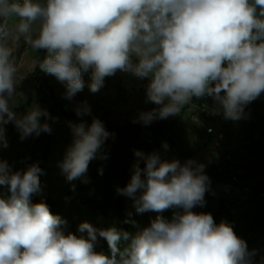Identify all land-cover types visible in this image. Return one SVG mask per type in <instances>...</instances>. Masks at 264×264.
I'll return each mask as SVG.
<instances>
[{"label": "clouds", "instance_id": "1", "mask_svg": "<svg viewBox=\"0 0 264 264\" xmlns=\"http://www.w3.org/2000/svg\"><path fill=\"white\" fill-rule=\"evenodd\" d=\"M20 41L43 50L38 67L65 86L68 100L83 90L85 73L93 93L118 70L147 78L146 101L158 107L139 113L134 122L144 125L204 97L212 99L213 113L247 119L245 107L264 94V0H0V148L8 147L10 122L21 140L51 132L41 123L51 118L46 109L15 111ZM75 111L91 114L87 101ZM70 127L73 143L59 165L69 182L84 177L91 160L107 159L100 149L113 135L98 118ZM134 155L130 182L118 192L132 198L137 213H157L134 235L88 222L78 226L81 235L65 234L66 221L46 203L30 202L41 190L38 164L13 171L0 160V186L7 190L0 195V264H264L229 223L193 211L204 206L210 187L204 164L169 162L157 152ZM174 208L183 211L162 215ZM98 237L110 254L95 250ZM121 240L128 242L123 248Z\"/></svg>", "mask_w": 264, "mask_h": 264}, {"label": "rangeland", "instance_id": "2", "mask_svg": "<svg viewBox=\"0 0 264 264\" xmlns=\"http://www.w3.org/2000/svg\"><path fill=\"white\" fill-rule=\"evenodd\" d=\"M14 55L17 62V107L18 114L26 113L40 96L37 88L40 82L36 81L32 74L38 65V61L45 53H39L27 48L23 41H20L15 48ZM135 60V58H133ZM43 78L48 80L55 90L56 97L71 112H76L77 105L87 101L91 108L99 110L110 122L116 126L131 127L134 144L137 150L145 155L153 152L159 153L161 159L171 162L179 160L181 164L189 159L205 165V174L212 166L221 167L226 154L230 155L238 183L231 185L223 191L222 180L224 178L209 177L210 187L205 193V204L203 207L197 206L193 209L197 213H210L214 221L219 224L222 220L234 227L238 237L245 240L249 249H257L259 254L255 257L259 262L264 257V135L260 138L259 132H255L254 137L247 138L246 131L250 123L258 119V115H264V94L245 107L248 113L247 119L232 121L225 119L222 112H219L221 127L224 139L220 142L204 132V122L197 113V101L186 105L182 111L167 119L154 120L150 125L134 122L140 112L150 111L157 105L146 101V87L149 83L147 78L138 79L131 73L118 70L114 75L105 77L103 86L96 93L90 91V74L85 73L83 79L85 86L71 100L64 97L65 86L56 77L41 72ZM206 104L213 107L210 97L206 98ZM84 122L90 125L87 119L79 118L72 120L66 126L63 119L60 120L56 133V143L52 146V153L45 168L40 175V194L46 195L52 200H57L62 206L66 205L69 195L78 200L85 196H97V191L85 182L93 159L89 162L88 170L84 177L74 181H67L65 174L60 168L67 149L73 143V134L70 123L78 124ZM5 127V135L8 141L7 148H0V160H6L12 166L13 171L26 170L25 155L33 149V142L36 134H32L23 140L20 132L14 123L10 122ZM152 141L151 149L140 145L147 140ZM168 144V149L163 148L164 143ZM144 162L143 160H141ZM145 167V164H144ZM133 174V173H132ZM130 175V179L131 176ZM142 178L143 174H142ZM74 185V188H73ZM0 192L7 190L0 186ZM76 195V196H75ZM139 195V191L137 193ZM126 214L135 219V227L132 231L134 235L140 229L150 225V221L155 218V212L137 213L130 197L125 196ZM89 207H83L81 213L77 210L64 208V221L69 225L74 223L76 227L82 222H88L98 229H107L113 224L101 215H90ZM86 211V213H84ZM182 209H168L162 213L165 218L171 219L174 212ZM242 234V236L240 235ZM86 235V234H84ZM103 238L98 237L95 246L97 252H103L100 243Z\"/></svg>", "mask_w": 264, "mask_h": 264}, {"label": "trees", "instance_id": "3", "mask_svg": "<svg viewBox=\"0 0 264 264\" xmlns=\"http://www.w3.org/2000/svg\"><path fill=\"white\" fill-rule=\"evenodd\" d=\"M41 72L42 71L37 65L32 74L33 78L40 82L37 88L40 98L35 101L34 104L39 105L42 109H46L50 114L51 118L47 120H45L44 117H41V123H48L51 128V132H40L38 135L36 134V138L33 142V149L25 155V162L27 166L38 164L43 172L45 168L44 164L48 161L52 153V146L56 143V133L61 119H63L65 125L68 126L70 121L78 120L79 118L87 119L90 122H92L93 118H98L103 123L105 129L113 135H110L108 139L105 140L100 149L101 153L107 155V159H100L98 156L94 160V163L90 166L86 178L88 184H90L94 190L97 191L98 197L95 198L87 195L83 199L78 200L76 197H71V195H69L70 197L66 205L62 206L57 200L54 201L48 196L38 192L31 196L30 202L32 204L40 202L46 203L49 206L50 211L54 215H58L62 220H64V208H74L79 214L82 212L81 209L84 206L89 207L90 215H101L104 218H107L118 230L126 231L132 235L136 222L134 218L129 217L126 214L125 195L118 192V189L126 187V185L130 182V175L133 173L132 166L137 161V157L134 155V151L137 150V147L134 144V138L130 132V125L124 127L116 126L96 109L91 111V114L89 115H85L83 117L77 116L76 112H71L62 102L58 101L54 87L48 84V80L42 77ZM206 98L207 97L199 99L194 98V100L198 103H204L207 100ZM255 132H259L260 138L263 137L264 115H258V119L250 123V127L246 131L247 138L254 137ZM140 145L151 149L152 141L150 139L146 142L140 143ZM227 166L228 165H223L222 167L220 165L212 166L206 173L208 177L224 178V180H222L223 191L226 190L225 180L226 173L228 172L226 168ZM140 167L144 168V162L140 161ZM0 195L6 197L7 192H0ZM84 213H86V211ZM154 215L156 216L157 214ZM62 227L65 234L71 232L78 236L81 235L74 223L69 225L65 224ZM240 235L242 236V234ZM127 243V241L121 240L119 246L123 248L127 245ZM100 247L103 253L110 254L106 240L102 239Z\"/></svg>", "mask_w": 264, "mask_h": 264}, {"label": "built area", "instance_id": "4", "mask_svg": "<svg viewBox=\"0 0 264 264\" xmlns=\"http://www.w3.org/2000/svg\"><path fill=\"white\" fill-rule=\"evenodd\" d=\"M194 100V98H193ZM207 106V107H205ZM210 105L204 103H197L196 110L197 113L202 118L204 122V132L207 136L213 137L217 141H222L224 139L223 130H217V126L221 127V121L219 120V113H213ZM224 163L228 165L226 180H225V189H228L231 185L238 183V177L236 175V171L234 169V165L232 163L230 155L226 154Z\"/></svg>", "mask_w": 264, "mask_h": 264}]
</instances>
